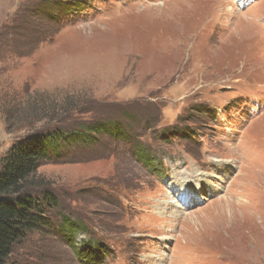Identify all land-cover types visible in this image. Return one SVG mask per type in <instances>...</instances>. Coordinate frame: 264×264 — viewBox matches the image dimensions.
<instances>
[{
	"label": "rangeland",
	"instance_id": "374dc122",
	"mask_svg": "<svg viewBox=\"0 0 264 264\" xmlns=\"http://www.w3.org/2000/svg\"><path fill=\"white\" fill-rule=\"evenodd\" d=\"M130 103L149 165L106 137L41 162L28 191L85 229L10 260L264 264V0H0V156Z\"/></svg>",
	"mask_w": 264,
	"mask_h": 264
},
{
	"label": "trees",
	"instance_id": "16d2710c",
	"mask_svg": "<svg viewBox=\"0 0 264 264\" xmlns=\"http://www.w3.org/2000/svg\"><path fill=\"white\" fill-rule=\"evenodd\" d=\"M76 3L83 2L73 1L63 5L75 6ZM49 12L43 14L44 17L54 19L55 16H49ZM56 15H61V12ZM110 111L109 117L94 123H81L72 129L55 127L48 132L36 131L18 138L0 156V264H15L10 260L13 247L30 232L57 231L69 239L83 229L80 220L71 222L62 213L59 214L60 224L54 226L50 211L57 209V200L53 193L45 190L38 196L28 191L30 178L41 162L51 159L65 161L75 150L95 147L101 137H106L114 144L123 142L133 145V159L143 166L149 165L150 155L136 140L141 136L135 134L139 125L134 124L132 119L139 116L141 108L130 103L120 113L118 109V113L112 109ZM115 113L124 120L128 119V122L121 121ZM8 124L11 125L10 122ZM91 256L94 261L100 259L92 253Z\"/></svg>",
	"mask_w": 264,
	"mask_h": 264
},
{
	"label": "bare ground",
	"instance_id": "6f19581e",
	"mask_svg": "<svg viewBox=\"0 0 264 264\" xmlns=\"http://www.w3.org/2000/svg\"><path fill=\"white\" fill-rule=\"evenodd\" d=\"M182 187H183L184 189L187 188L186 183H184V185H182ZM182 187H181V189H183Z\"/></svg>",
	"mask_w": 264,
	"mask_h": 264
}]
</instances>
